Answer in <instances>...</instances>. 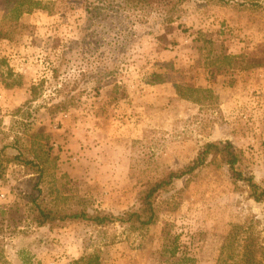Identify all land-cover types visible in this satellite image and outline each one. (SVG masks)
<instances>
[{
	"label": "rangeland",
	"instance_id": "374dc122",
	"mask_svg": "<svg viewBox=\"0 0 264 264\" xmlns=\"http://www.w3.org/2000/svg\"><path fill=\"white\" fill-rule=\"evenodd\" d=\"M59 1L0 39V147L21 138L44 168L39 178L11 163L0 179V264H247L250 242L264 264V202L218 158L162 193L145 228L39 225L25 198L40 181L55 206L120 214L210 141L232 142L264 186V0H188L174 22L139 11L124 33L95 27L94 36L85 8ZM7 14L0 0V24Z\"/></svg>",
	"mask_w": 264,
	"mask_h": 264
},
{
	"label": "trees",
	"instance_id": "16d2710c",
	"mask_svg": "<svg viewBox=\"0 0 264 264\" xmlns=\"http://www.w3.org/2000/svg\"><path fill=\"white\" fill-rule=\"evenodd\" d=\"M85 8L87 20L84 23V31L92 32L88 36H94L97 32H93L98 27L105 35L112 31L118 30L116 33H124L126 22H132L133 16L137 18L135 12L147 11L157 12L163 22H174L177 18L176 14L179 7L188 0H74ZM59 2H63L60 0ZM58 0H4L5 8H7L6 19L0 24V39H13L16 30L21 25V18L25 14L33 13L36 10H44L49 14L55 12ZM129 11H133L130 16ZM127 18L129 19L127 21ZM87 36V37H88ZM104 40L108 37L104 36ZM223 57V56H222ZM225 58V57H223ZM62 64L53 68L54 76H59ZM161 78L160 75H156ZM43 83V82H42ZM41 83V84H42ZM178 93L181 98H193L189 94L186 86H178ZM38 86L32 87V94L29 103L37 100ZM27 102V103H28ZM66 107L67 104L60 103L55 109ZM19 112V110H17ZM25 124V123H24ZM29 128V124L26 123ZM2 129L0 128V133ZM16 148L17 153H12L9 148ZM31 150L33 147H29ZM34 150V149H33ZM226 165L231 173L232 178L236 182H242L249 188L250 196L255 201L264 202V186L261 185L252 174H249L243 167L241 153L230 141H210L207 142L199 151L198 155L188 164L178 169H166L160 176L152 180L149 185L139 193V206L129 209L123 213L115 214L105 211H92L88 208H60L50 203L44 195L43 189L40 187V181L34 185L32 191L26 194L27 208L32 219L39 225L66 223V222H89L96 225H109L119 222L135 228H145L151 226L158 221L157 201L164 192H169L175 182L185 177L194 176L210 161L217 160ZM18 163L29 169L34 174H38L39 178L44 175L43 161L39 160L35 153V157H31L27 146L21 143V138H16L12 145H3L0 147V179H4L9 164ZM6 210H2L1 214L5 215ZM0 229V234H1ZM1 249V241H0ZM263 247H256L253 242L244 246L242 257L247 264H262L259 253ZM1 255V252H0ZM2 256H0L1 258ZM260 257V258H259ZM72 264H101L97 256L82 257L75 260Z\"/></svg>",
	"mask_w": 264,
	"mask_h": 264
}]
</instances>
